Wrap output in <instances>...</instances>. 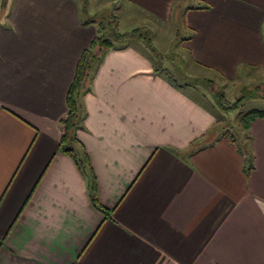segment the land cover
Segmentation results:
<instances>
[{"label": "crops", "instance_id": "crops-1", "mask_svg": "<svg viewBox=\"0 0 264 264\" xmlns=\"http://www.w3.org/2000/svg\"><path fill=\"white\" fill-rule=\"evenodd\" d=\"M91 2L0 0V264H264V117L239 148L216 132L206 89L134 37L98 53L79 96L75 146L104 212L91 202L59 122L97 36ZM107 4L117 19L173 23L175 55L207 85L264 72V0Z\"/></svg>", "mask_w": 264, "mask_h": 264}, {"label": "rangeland", "instance_id": "rangeland-1", "mask_svg": "<svg viewBox=\"0 0 264 264\" xmlns=\"http://www.w3.org/2000/svg\"><path fill=\"white\" fill-rule=\"evenodd\" d=\"M91 1L92 2L88 4L85 10V14H82V17L95 20L96 23L92 26L96 30V34H103L105 38L114 41L115 36L112 33V28H114L113 15H115V12L111 6L105 8L109 0ZM121 11L124 10L121 9ZM130 16L132 18L127 16L124 12V14L117 19V28H115V31L119 34H126L133 30H137L139 34H135L133 37L137 39L138 42L145 45H140L141 47L147 48L146 46L150 43L153 49L158 51L160 57L167 59L165 60L166 63L169 62L167 65L173 63L179 73L185 77V81L188 84H194V86H196L195 92L199 90L202 92L205 91L203 89H206L207 95L210 98L207 104H209L210 107L216 106L215 113L219 119L216 132L220 131L221 134L233 138L239 148L242 149L244 141L240 135L246 130L241 122L242 115L251 110H264V90H261L264 89V72L257 73L251 70L248 71L245 67H241L237 71L236 81L233 80L232 83L223 82V80L217 78L218 76L216 75L214 79L210 78L213 82L207 85V82H205V79H209L207 72L201 69L199 70L190 62L188 63L186 54H184V56L175 55L180 53L179 51L182 52V48L180 45L181 40H179V36L181 35L176 33L178 32L176 28L173 29L175 26L173 23L172 25L166 26L157 21H150L145 18L142 19L138 15L130 14ZM176 76L178 78L177 74ZM257 86L260 87V89L256 88ZM219 92H222L225 99L231 103L242 98L239 107L229 111L222 110L218 105V97L216 98L214 95ZM214 102L217 105L214 106Z\"/></svg>", "mask_w": 264, "mask_h": 264}, {"label": "trees", "instance_id": "trees-1", "mask_svg": "<svg viewBox=\"0 0 264 264\" xmlns=\"http://www.w3.org/2000/svg\"><path fill=\"white\" fill-rule=\"evenodd\" d=\"M7 0H1V6L4 7ZM114 19V28H112V33L114 34L115 38H128L133 37L135 34H139L137 30H133L130 33L126 34H119L115 31L117 28V17L113 15ZM91 22H95V20L87 21L89 24ZM139 36V35H138ZM113 41L111 39H107L103 36V34L97 35L94 39L90 42L89 46L84 49L79 57V60L76 64L75 74L73 80L68 88L66 94V105H67V112L65 115L60 119V143L63 145V151L67 153L76 163L78 169L81 173L86 177L88 188H89V195L90 200L101 212L104 210L99 206L96 198L95 193V181L93 177V173L91 171L88 159L86 154L79 148L75 146V136L74 132L76 129V125L79 119L80 114V105H79V96L81 92L84 90L85 86L87 85L88 80L90 79V75L94 65L97 63L99 59V54L104 49H109L113 45ZM148 47L153 49V47L148 44ZM260 89V87H256ZM264 90V89H261ZM264 92V91H263ZM215 97H218V105L222 110H233L239 107L241 103V99L239 98L234 102H229L225 99L224 94L219 92L218 94H214ZM263 118L264 117V110H251L246 112L242 115L241 122L245 129L248 128L249 123L255 118ZM247 171L252 167V158L248 156L247 158Z\"/></svg>", "mask_w": 264, "mask_h": 264}]
</instances>
